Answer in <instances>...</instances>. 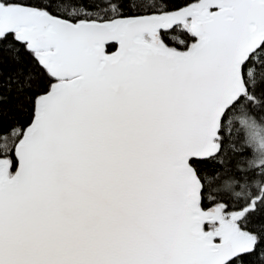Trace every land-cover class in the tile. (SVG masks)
<instances>
[{
    "label": "snow or ice",
    "instance_id": "1",
    "mask_svg": "<svg viewBox=\"0 0 264 264\" xmlns=\"http://www.w3.org/2000/svg\"><path fill=\"white\" fill-rule=\"evenodd\" d=\"M0 264H264V0H0Z\"/></svg>",
    "mask_w": 264,
    "mask_h": 264
},
{
    "label": "trees",
    "instance_id": "2",
    "mask_svg": "<svg viewBox=\"0 0 264 264\" xmlns=\"http://www.w3.org/2000/svg\"><path fill=\"white\" fill-rule=\"evenodd\" d=\"M109 51H115V48H109ZM8 71H10V69H8L7 67L4 68V72L7 73ZM11 71H15V69H11ZM10 103H14V101H11ZM9 107V105H5V109H7Z\"/></svg>",
    "mask_w": 264,
    "mask_h": 264
}]
</instances>
